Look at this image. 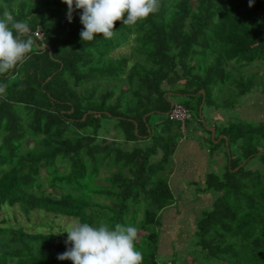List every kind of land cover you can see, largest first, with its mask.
<instances>
[{
	"label": "trees",
	"instance_id": "obj_1",
	"mask_svg": "<svg viewBox=\"0 0 264 264\" xmlns=\"http://www.w3.org/2000/svg\"><path fill=\"white\" fill-rule=\"evenodd\" d=\"M131 37L132 53L115 57ZM256 62L264 0H0V264H160L183 126L206 105H242L258 84L235 72ZM177 96L184 125L169 116ZM260 121L220 132L249 140L206 176L215 200L196 222L193 264H264ZM16 208L80 225L31 231L3 214Z\"/></svg>",
	"mask_w": 264,
	"mask_h": 264
},
{
	"label": "rangeland",
	"instance_id": "obj_2",
	"mask_svg": "<svg viewBox=\"0 0 264 264\" xmlns=\"http://www.w3.org/2000/svg\"><path fill=\"white\" fill-rule=\"evenodd\" d=\"M134 46L135 42L133 40V37H131L129 43L118 48L113 53V55L115 57H119L122 55L129 56L132 53V48ZM231 67L232 65L229 66V69ZM242 67L243 68L238 67L237 71L235 72L237 77L242 75L246 78H251L253 75H255L256 85L258 84L259 90L261 87L264 88V66L261 63L256 62L248 66L243 65ZM258 87H255L254 92L250 93L249 96L245 97L244 99L242 98L243 100L241 99V103L243 104L238 106L240 111H242L241 115L236 113L232 114L230 113V109L222 108V106L212 107L208 105L204 106V104H202L201 107L204 106L202 115H200L199 113V115L194 116L195 119H193L192 121L189 120L191 122L187 125L189 130L188 137L195 135L193 138L199 141L202 147H210V144L207 142V139L209 138H217L215 141L220 142L222 138L225 137V143L221 147L222 150H220L219 148V152L217 154L224 150V157L222 155L221 158L224 164H227V154H229V151H232V154L234 155L239 154V152H242V144H244V142L249 139L248 137H242L237 140L236 143H229L227 136L224 133L220 134V132H222L224 128H228L234 124H237L245 131L250 126L256 127L262 125L261 123H263V121L260 120H264V94L257 90ZM172 102L183 104L186 102V99L178 96L172 97ZM153 117L154 120L161 121L165 118V115H154ZM213 129H216L215 134H213ZM198 131L204 132L203 137H201V135H196ZM209 131L212 132L211 135L208 133ZM225 132H227L226 129ZM136 145L137 143L134 142L129 146H126V148H133ZM139 145L143 146V144L141 143H139ZM225 147H227V149H225ZM249 160L250 159H246L244 162H242L241 166H245ZM249 164L253 169L260 167L257 159L252 160ZM249 164H247L246 167H248ZM219 170H221V167L218 168V171ZM215 172V170L212 171V173ZM222 172L220 174H222ZM185 188L187 190L186 194L196 200L198 199L200 189L204 187L197 183H194L192 185L187 183L185 185ZM182 194L183 193H174V196L177 199H181ZM200 201L201 198L197 200V202ZM184 203L185 202L183 200H179L177 202V206L180 212H183V214L185 215L182 216L179 214V216H176V218L170 219L168 217L170 215L167 214L162 220V225L158 227V232L161 235L158 251L160 264H193L194 255L192 254L197 249L195 245V231L197 225L196 222L203 216L206 211L212 208V205L205 206L204 208L199 209L202 207V205L197 208V205L191 207L187 203L184 205ZM173 212L174 210H171V213ZM12 213L16 214L18 219L15 220L13 217H11L10 221L13 225L21 224L31 231L41 230L44 232L51 231L58 234H71L73 233V230L77 229L80 225L78 220H76L75 218H56L53 215L46 216L44 213L39 211L32 212L28 219L23 213H21V211H19L18 208L12 210L11 213H6L5 211H3V214L5 215H11ZM200 263H202V261Z\"/></svg>",
	"mask_w": 264,
	"mask_h": 264
},
{
	"label": "crops",
	"instance_id": "obj_3",
	"mask_svg": "<svg viewBox=\"0 0 264 264\" xmlns=\"http://www.w3.org/2000/svg\"><path fill=\"white\" fill-rule=\"evenodd\" d=\"M235 109L230 111V113H236L240 115L242 114V111H240L239 107ZM188 132L189 130L187 127V129L183 131L182 138L179 140V144L173 156L174 170L170 176V187L172 192L183 194L181 195V199H177L175 197V205L166 209L162 213V220L167 214L170 215L168 216L170 219L176 218V216H179V214L182 216L185 215L178 209L177 202L179 200H183L185 202L184 205L187 203L191 207L197 205V208H199L200 205H202V207L199 209L209 205L213 206L215 200V197H213L215 196L213 195L214 192H204L202 191L203 188H201L198 196V199L201 198V201L197 202L198 199L195 200L186 194L187 190L185 185L187 183L190 185L197 183L205 187L206 176L208 174L212 173L213 170L216 171L215 173L220 174L226 167V163L224 164L221 158L222 155L224 157V150L217 154L219 152V148L215 151H212L211 147H202L199 141L193 138L195 135L188 137ZM203 134V131H198L196 135H201V137H203ZM220 150L222 149L220 148ZM219 167H221V170L218 171ZM171 210H174V212L171 213Z\"/></svg>",
	"mask_w": 264,
	"mask_h": 264
},
{
	"label": "built area",
	"instance_id": "obj_4",
	"mask_svg": "<svg viewBox=\"0 0 264 264\" xmlns=\"http://www.w3.org/2000/svg\"><path fill=\"white\" fill-rule=\"evenodd\" d=\"M34 35L39 40L43 38V33L40 27L34 32ZM169 116L172 120L179 121L183 125L192 118L190 110L178 103L173 104Z\"/></svg>",
	"mask_w": 264,
	"mask_h": 264
},
{
	"label": "water",
	"instance_id": "obj_5",
	"mask_svg": "<svg viewBox=\"0 0 264 264\" xmlns=\"http://www.w3.org/2000/svg\"><path fill=\"white\" fill-rule=\"evenodd\" d=\"M46 46H43L42 48H45ZM202 108V107H201ZM202 110V109H201ZM213 134H215V129H213ZM229 155H230V151H229Z\"/></svg>",
	"mask_w": 264,
	"mask_h": 264
},
{
	"label": "clouds",
	"instance_id": "obj_6",
	"mask_svg": "<svg viewBox=\"0 0 264 264\" xmlns=\"http://www.w3.org/2000/svg\"><path fill=\"white\" fill-rule=\"evenodd\" d=\"M174 104H176V103H174ZM179 104V103H178ZM183 131H185V128H184V126H183Z\"/></svg>",
	"mask_w": 264,
	"mask_h": 264
}]
</instances>
